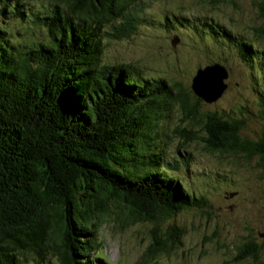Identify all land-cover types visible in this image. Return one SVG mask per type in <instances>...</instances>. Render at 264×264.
Returning <instances> with one entry per match:
<instances>
[{"label": "trees", "instance_id": "trees-1", "mask_svg": "<svg viewBox=\"0 0 264 264\" xmlns=\"http://www.w3.org/2000/svg\"><path fill=\"white\" fill-rule=\"evenodd\" d=\"M136 1L0 0V264H95L93 229L116 205L131 223L154 225L150 250L158 256L182 233L175 225L163 232L162 220L208 207L167 175L161 157H146L142 142L145 119L163 105L188 109L193 98L189 116L203 101L191 88L145 78L136 65L103 63L105 38H130L151 24ZM257 9L264 19V0ZM190 17L164 14L161 26L180 29L183 20L197 39L235 49L253 73L264 122V28L245 39L212 16ZM21 31L34 37L19 42ZM37 31L45 37L35 38ZM202 123L209 151L258 157L264 178V132L246 139L245 120L216 112ZM261 250L263 240L251 237L237 260L256 262Z\"/></svg>", "mask_w": 264, "mask_h": 264}, {"label": "rangeland", "instance_id": "rangeland-1", "mask_svg": "<svg viewBox=\"0 0 264 264\" xmlns=\"http://www.w3.org/2000/svg\"><path fill=\"white\" fill-rule=\"evenodd\" d=\"M136 2L140 12L152 20L151 24L143 25L130 38H105L104 64L136 65L143 69L145 78L166 79L179 85L185 93L191 90L199 68L218 63L228 71L227 89L218 101L203 102L195 115L189 116L195 103L193 98L188 109L179 103L163 105L155 116L145 119L149 125L142 138L146 157L151 155L152 161L160 160L154 154L161 157V166L167 175L180 182L191 196L193 192L196 197L203 196L208 207L185 210L174 218L162 220L163 232L175 225L182 233H174L179 238L177 247L169 246L168 252L156 256L150 250L154 225L139 220L131 223L133 216L128 210L112 206L109 216L99 220L93 229L96 240L90 252L92 259L95 264H145L146 259V264H264V250L256 262L237 260L238 247L251 237L257 244L262 243L258 237L264 232V178L260 159L209 151L202 123L204 115L211 112L243 119L246 126L241 136L259 141L263 137L264 122L258 114L253 73L235 49L197 39L185 21L182 20L184 27L172 31L161 26L165 22L164 14L187 18L212 16L249 39L253 29L264 28V19L257 9L258 0H228L218 5L211 0ZM13 27L17 30L21 25L14 22ZM21 33L15 37L19 42H29L34 37ZM44 37L43 33L36 32L35 38ZM146 161L149 160L146 158ZM85 241L86 238L81 242L85 244Z\"/></svg>", "mask_w": 264, "mask_h": 264}, {"label": "water", "instance_id": "water-1", "mask_svg": "<svg viewBox=\"0 0 264 264\" xmlns=\"http://www.w3.org/2000/svg\"><path fill=\"white\" fill-rule=\"evenodd\" d=\"M227 78L228 71L220 64L199 68L192 79L191 89L203 102L211 104L218 101L226 91ZM258 237L264 242V233H259Z\"/></svg>", "mask_w": 264, "mask_h": 264}, {"label": "clouds", "instance_id": "clouds-1", "mask_svg": "<svg viewBox=\"0 0 264 264\" xmlns=\"http://www.w3.org/2000/svg\"><path fill=\"white\" fill-rule=\"evenodd\" d=\"M262 240V239H261Z\"/></svg>", "mask_w": 264, "mask_h": 264}, {"label": "flooded vegetation", "instance_id": "flooded-vegetation-1", "mask_svg": "<svg viewBox=\"0 0 264 264\" xmlns=\"http://www.w3.org/2000/svg\"><path fill=\"white\" fill-rule=\"evenodd\" d=\"M264 233V232H263Z\"/></svg>", "mask_w": 264, "mask_h": 264}]
</instances>
